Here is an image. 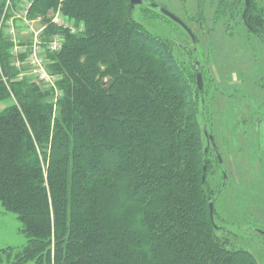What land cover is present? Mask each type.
<instances>
[{
	"label": "trees",
	"instance_id": "16d2710c",
	"mask_svg": "<svg viewBox=\"0 0 264 264\" xmlns=\"http://www.w3.org/2000/svg\"><path fill=\"white\" fill-rule=\"evenodd\" d=\"M26 1H33L30 19L49 23L42 40L66 37L63 49L49 54L59 96L22 76L30 51H15L6 30ZM61 3L85 23L84 32L50 22ZM216 5L213 16L231 37L236 26L251 37L252 28H264L263 0ZM167 9L194 32L189 19ZM133 11L130 0L0 4V100H12L0 112V203L28 239L0 254L9 264H260L216 235L209 147L183 73L171 48Z\"/></svg>",
	"mask_w": 264,
	"mask_h": 264
},
{
	"label": "rangeland",
	"instance_id": "374dc122",
	"mask_svg": "<svg viewBox=\"0 0 264 264\" xmlns=\"http://www.w3.org/2000/svg\"><path fill=\"white\" fill-rule=\"evenodd\" d=\"M3 1L0 0V4ZM156 1L189 19L202 44L195 52L192 39L182 25L145 5L135 7L134 17L171 48L183 73L184 87L189 91L202 141L209 147L206 187L214 204L216 235L229 249L254 254L260 264H264V235L257 231L264 230V110L253 113V37L239 26L234 27L233 37L229 35L231 31L223 21L214 18L218 0L214 4L213 0ZM13 20L16 31L11 36L16 38L15 47L22 42L24 47L30 45V30L19 16ZM39 23L37 21L35 30L40 29ZM244 39L247 47L243 46ZM196 61L201 63L204 76L201 92L197 85ZM238 76L244 80L243 84ZM11 103V99L0 100V112ZM258 118L263 122L256 136ZM205 131L214 136L222 163ZM224 174H227L226 181ZM27 241L17 216L7 212L0 203V250L9 246L20 250ZM1 264L9 263L4 258Z\"/></svg>",
	"mask_w": 264,
	"mask_h": 264
},
{
	"label": "built area",
	"instance_id": "2783aa9c",
	"mask_svg": "<svg viewBox=\"0 0 264 264\" xmlns=\"http://www.w3.org/2000/svg\"><path fill=\"white\" fill-rule=\"evenodd\" d=\"M61 2H63V0H61ZM9 3L10 0L8 1V4ZM32 5L33 1H26L24 7L20 11H18L20 14H16L15 16V18L17 16L21 18L22 23L27 26L32 34L30 45L25 47L24 45H18V47H15V51H30L28 57L24 61L29 69L27 72H24L22 76L24 74H30L31 76H33V78L40 81L43 85L49 88H54L56 90L57 96H59L61 94V90L57 88V77L52 74L48 68V65L50 63L49 54L61 51L64 47L66 37L64 34H56L50 40H42L41 34L44 32L49 23H44V16H38L35 19L29 18V11ZM61 6L62 3L57 10L51 11L47 15L48 17H50V22L58 25L59 27L69 30L71 34H80L84 32L85 23H77L75 19L70 18L62 11ZM37 21H40L39 30H35ZM6 30L10 35H15L16 26L14 20L11 19L7 22ZM17 65H20V63H17Z\"/></svg>",
	"mask_w": 264,
	"mask_h": 264
},
{
	"label": "flooded vegetation",
	"instance_id": "af4514ba",
	"mask_svg": "<svg viewBox=\"0 0 264 264\" xmlns=\"http://www.w3.org/2000/svg\"><path fill=\"white\" fill-rule=\"evenodd\" d=\"M252 31H253L252 37L254 40V49H253L252 55H253V59L255 61V64L253 67L254 75H253V79H252V90L254 91V93H253L254 99L253 100H255V107H253V109H255V111H253V113H257V112H261L264 110V28L257 26L256 28H252ZM193 34L195 35L194 32H193ZM192 42L194 45V50H195V52H197V46H200L202 44L200 43V41L196 37L194 39L192 38ZM243 46H246V45L243 44ZM212 49H213V47L210 48V50H209V57L210 58L213 56L214 50H212ZM196 63H197V61H196ZM196 63H195V66H196ZM200 67H201V63H200ZM196 70H197V66H196ZM196 76H197V72H196ZM239 78H240V83L243 84L244 80L241 77H239ZM203 80H204V76H203ZM197 85H198V81H197ZM198 87H199V85H198ZM245 87H247V86H245ZM203 88H204V84H203L202 89L199 88V90H203ZM212 92H213V89H212ZM262 122H263V120H260L259 118L257 119V122L255 124L256 136L259 135V132H261ZM207 135H208L209 141L211 142V140L209 138V134H207ZM211 144H212V142H211ZM224 176H225V174H224ZM226 176H227V174H226ZM224 180H225V178H224ZM260 230H262V229H257L258 232L263 234ZM262 231H264V230H262Z\"/></svg>",
	"mask_w": 264,
	"mask_h": 264
},
{
	"label": "water",
	"instance_id": "95a60500",
	"mask_svg": "<svg viewBox=\"0 0 264 264\" xmlns=\"http://www.w3.org/2000/svg\"><path fill=\"white\" fill-rule=\"evenodd\" d=\"M249 3V2H248ZM130 4H131V8L132 9H135L136 6L138 5H145V6H150L152 8H155L156 10H158L159 12H161L162 14H164L165 16L169 17L171 20L179 23L180 25L183 26V28L190 34V36L194 39L195 38V35L193 34L192 30L177 16L175 15L173 12H171L170 10H168L167 8L159 5L158 3H155V2H152V1H148V0H130ZM196 66H197V81H198V85H199V88L202 89L203 87V84H204V80H203V74H202V71H201V67H200V62L197 61L196 63ZM207 134V133H206ZM209 138L212 142V146L218 156V159H219V162H223V158H222V155H221V152H220V149L217 145V143L215 142V139H214V136L209 134ZM206 170V167L204 168ZM224 178L226 179L227 176L225 174ZM205 176L203 178V180L205 181ZM210 208H211V217H212V220L214 222V204L213 202H210ZM215 227H217V225L215 224ZM263 234H264V231L260 230Z\"/></svg>",
	"mask_w": 264,
	"mask_h": 264
}]
</instances>
